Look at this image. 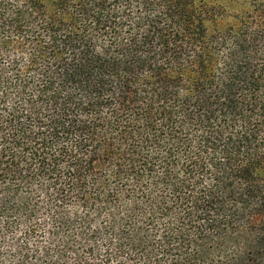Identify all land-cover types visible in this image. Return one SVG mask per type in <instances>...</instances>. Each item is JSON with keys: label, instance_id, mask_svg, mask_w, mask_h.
Wrapping results in <instances>:
<instances>
[{"label": "trees", "instance_id": "16d2710c", "mask_svg": "<svg viewBox=\"0 0 264 264\" xmlns=\"http://www.w3.org/2000/svg\"><path fill=\"white\" fill-rule=\"evenodd\" d=\"M0 264H264V0H0Z\"/></svg>", "mask_w": 264, "mask_h": 264}]
</instances>
